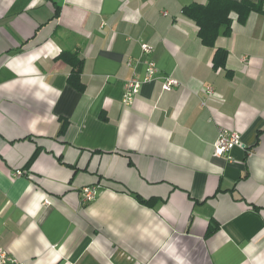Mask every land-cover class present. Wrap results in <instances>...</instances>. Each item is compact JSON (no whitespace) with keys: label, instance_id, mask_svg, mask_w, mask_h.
I'll list each match as a JSON object with an SVG mask.
<instances>
[{"label":"crops","instance_id":"0c3cea01","mask_svg":"<svg viewBox=\"0 0 264 264\" xmlns=\"http://www.w3.org/2000/svg\"><path fill=\"white\" fill-rule=\"evenodd\" d=\"M192 4L208 0H0V247L11 257L264 264V13L244 24L232 13L210 48L183 12ZM142 43L160 71L127 107ZM63 53L83 60L82 92ZM168 76L180 87L163 91ZM220 128L242 137L230 158L214 154Z\"/></svg>","mask_w":264,"mask_h":264},{"label":"trees","instance_id":"16d2710c","mask_svg":"<svg viewBox=\"0 0 264 264\" xmlns=\"http://www.w3.org/2000/svg\"><path fill=\"white\" fill-rule=\"evenodd\" d=\"M183 12L197 24L199 28L198 36L202 44L210 48L215 47L216 41L221 33L227 36L231 34L232 13L238 15V22L240 24L246 23L253 12L264 13L261 4H255L246 0H208L207 5L192 4L185 7ZM61 58L72 68L69 77L70 85L82 92L85 87L81 81L84 67L83 60L76 53H63ZM226 61L227 51L218 50L215 57V66L225 67ZM62 131L63 128L61 129ZM36 154L29 161L30 163L34 160ZM149 203L147 202V204Z\"/></svg>","mask_w":264,"mask_h":264},{"label":"built area","instance_id":"2783aa9c","mask_svg":"<svg viewBox=\"0 0 264 264\" xmlns=\"http://www.w3.org/2000/svg\"><path fill=\"white\" fill-rule=\"evenodd\" d=\"M167 15V13H164ZM143 53L148 56L146 60V71L143 79L138 77H133L127 81L124 85V95L123 104L125 106H131L134 104L136 97L140 94L141 87L144 83L152 81L159 74V67L157 63L149 58L152 54L153 48L147 44L142 43ZM180 82L173 77H165L164 83L162 85L163 91L169 92L180 87ZM207 93L213 94V88H209ZM242 146V137L239 133L234 131H229L224 128L219 129L218 139L214 145V154L217 157H229L230 152L237 147ZM17 176H21L22 172H17ZM97 193L96 187H85L82 189V201L84 203H90L95 200ZM0 264H24L19 262L17 259L11 257V255L0 247Z\"/></svg>","mask_w":264,"mask_h":264}]
</instances>
